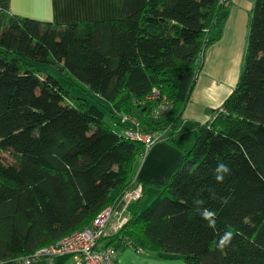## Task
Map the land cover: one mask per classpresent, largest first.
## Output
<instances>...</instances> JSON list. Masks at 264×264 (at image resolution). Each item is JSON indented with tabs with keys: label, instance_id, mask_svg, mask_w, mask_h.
Returning <instances> with one entry per match:
<instances>
[{
	"label": "trees",
	"instance_id": "16d2710c",
	"mask_svg": "<svg viewBox=\"0 0 264 264\" xmlns=\"http://www.w3.org/2000/svg\"><path fill=\"white\" fill-rule=\"evenodd\" d=\"M228 3L121 0L119 17L90 23L0 12V264L121 207L146 151L122 132L131 119L179 147L200 57L220 38ZM247 27L233 90L197 125L156 197L101 236V246L186 264H264V0L254 1ZM33 62L106 100L121 131ZM153 89L157 100L147 99ZM160 97L168 109L154 116Z\"/></svg>",
	"mask_w": 264,
	"mask_h": 264
},
{
	"label": "crops",
	"instance_id": "0c3cea01",
	"mask_svg": "<svg viewBox=\"0 0 264 264\" xmlns=\"http://www.w3.org/2000/svg\"><path fill=\"white\" fill-rule=\"evenodd\" d=\"M255 0H230L220 38L200 57L201 69L177 129L179 147L161 140L152 145L138 163L133 180L154 195L182 158V149L197 136V125L210 119L209 109L219 107L233 90L239 76L246 46L248 19ZM121 0H0V12H8L54 23H90L119 17ZM146 184H153L148 188ZM156 187V188H155ZM138 202V201H137ZM143 203L131 202L126 216ZM158 253L124 248L115 254L116 264H186L180 257H159ZM41 263V262H40ZM45 263V262H44ZM13 264H26L17 261ZM37 264V263H34ZM47 264V263H45ZM55 264H65L57 259Z\"/></svg>",
	"mask_w": 264,
	"mask_h": 264
},
{
	"label": "built area",
	"instance_id": "2783aa9c",
	"mask_svg": "<svg viewBox=\"0 0 264 264\" xmlns=\"http://www.w3.org/2000/svg\"><path fill=\"white\" fill-rule=\"evenodd\" d=\"M226 4L228 0H222ZM158 91L153 89L152 95L147 99L157 100ZM168 109V102L165 97H160L158 107L154 110V116H159L161 112ZM126 115H121V120L125 121ZM133 125L123 129V134L130 140L140 141L148 148L155 139V135L138 130L136 122L131 119ZM142 185L128 190L121 198V207H107L97 214L91 224L82 229L76 230L69 235L62 237L54 243L48 244L36 250L34 253L18 259L21 263L55 264L58 256H72L73 264H116L115 251L112 247H103L99 244V238L107 233L114 232L125 221V209L131 202H135L142 197Z\"/></svg>",
	"mask_w": 264,
	"mask_h": 264
},
{
	"label": "rangeland",
	"instance_id": "374dc122",
	"mask_svg": "<svg viewBox=\"0 0 264 264\" xmlns=\"http://www.w3.org/2000/svg\"><path fill=\"white\" fill-rule=\"evenodd\" d=\"M228 2H230V0H228ZM227 2V3H228ZM229 4V3H228ZM33 68L34 69H37L40 71V73H42L43 75H51L53 76L54 78L58 79L59 82L64 86V88L68 91L69 95L72 97V98H76V97H85L87 98L88 100L96 103L97 105H99V107L105 112V120L108 121L117 131H121V127L119 125H117L108 115V112H107V109L110 107L108 102L104 99H102L101 97H95V99H93L92 97H90V95L86 92V89H84L82 86H79V85H75L73 84L72 82H69L67 79H64L63 77H61L58 72L53 69L52 67L48 66V65H41L39 63H36V62H33ZM201 69V68H200ZM200 71V70H199ZM126 115V114H125ZM129 116V115H127ZM196 137V136H195ZM166 133L165 132H157V134H155V139L153 140V143L148 147L146 148L145 146V154L149 151V149L152 147L153 144H155L156 142H159L161 140H166ZM196 139V138H195ZM195 142V140L192 142V144L187 147V149L185 148L184 150H188L190 147H192L193 143ZM182 152V151H181ZM144 154V156H145ZM139 157L138 160H142L143 157ZM178 167V166H177ZM137 185H139L138 183H136L134 181V186L133 188H135ZM146 186L148 188L150 187H154L153 184H146ZM132 188V189H133ZM156 188V187H155ZM156 189L157 192L154 194V195H151L150 192H149V189H146L145 190V193L143 194V191H142V197L140 199H138L137 201H135V203H143L141 206V208L139 210H142L144 209L155 197L156 195L159 193V188L157 187ZM127 192V191H126ZM124 195V194H123ZM130 205V203H129ZM126 211V209H125ZM126 214V213H125ZM127 215V214H126ZM46 246V245H45ZM120 250H118V252H120ZM117 253V251H116ZM161 257H164L163 254H161ZM57 259H62L64 260V263L65 264H73L75 261L73 260V257L72 256H58ZM29 264H34V263H29ZM37 264H45L44 262H41V263H37Z\"/></svg>",
	"mask_w": 264,
	"mask_h": 264
},
{
	"label": "clouds",
	"instance_id": "9594fccd",
	"mask_svg": "<svg viewBox=\"0 0 264 264\" xmlns=\"http://www.w3.org/2000/svg\"><path fill=\"white\" fill-rule=\"evenodd\" d=\"M227 239V237L225 238V240Z\"/></svg>",
	"mask_w": 264,
	"mask_h": 264
}]
</instances>
